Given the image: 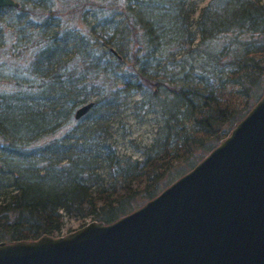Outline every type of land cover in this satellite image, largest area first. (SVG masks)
I'll use <instances>...</instances> for the list:
<instances>
[{
	"label": "trees",
	"instance_id": "obj_1",
	"mask_svg": "<svg viewBox=\"0 0 264 264\" xmlns=\"http://www.w3.org/2000/svg\"><path fill=\"white\" fill-rule=\"evenodd\" d=\"M54 1L20 0L19 7H0V25L17 28L24 17L28 24L31 17L46 16L53 11L50 4ZM80 1L75 5L82 10ZM124 1L89 0L96 18L89 25L93 23L91 30L95 34L100 35V28L105 33V49L89 45L85 50L83 37L76 45L83 65L70 64L74 57L60 63L71 53L69 29L53 28L44 36L45 26L55 25L36 24L42 30L29 66L39 84L29 89V84L20 80L16 84L21 88L14 93H0V242L61 236L64 215L109 224L133 212L194 168L263 96L262 0H211L196 21L195 0H127L122 20L104 15L123 6ZM9 11L13 14L6 25ZM79 15L69 14L71 19ZM121 25L132 30L134 43L145 53L140 58L132 55L136 58L134 70L123 88L134 87V92H142L143 87H148L159 99L163 91L173 95L168 106L161 102L162 120L153 148L143 150L140 160L122 165L116 145L108 138L99 139L102 120L94 119L90 139L95 143L84 147L80 157H54L57 146L52 144L40 153L28 154L22 145L33 141L34 133L55 130L61 120L72 116L69 105L74 108L90 101L86 91L90 80L84 71L93 75L92 85H98L100 76L117 73L122 63H128ZM1 30L0 26V39ZM253 45L256 47L250 50ZM145 57L148 60L136 67L137 60ZM151 59L157 61L153 70L144 66ZM165 60L169 63L166 67ZM53 84H61V88L49 91L48 86ZM100 86L108 93L93 101L91 111L100 104L110 111L119 88ZM145 102L143 98L141 103ZM88 114L75 120L82 121ZM103 130L107 132V128ZM9 136L15 140L9 141ZM29 136L32 137L28 139ZM21 147L23 152L11 149ZM106 167L111 172L102 174L100 168Z\"/></svg>",
	"mask_w": 264,
	"mask_h": 264
},
{
	"label": "water",
	"instance_id": "obj_2",
	"mask_svg": "<svg viewBox=\"0 0 264 264\" xmlns=\"http://www.w3.org/2000/svg\"><path fill=\"white\" fill-rule=\"evenodd\" d=\"M0 264H264V94L227 138L141 207L62 236L0 242Z\"/></svg>",
	"mask_w": 264,
	"mask_h": 264
},
{
	"label": "rangeland",
	"instance_id": "obj_3",
	"mask_svg": "<svg viewBox=\"0 0 264 264\" xmlns=\"http://www.w3.org/2000/svg\"><path fill=\"white\" fill-rule=\"evenodd\" d=\"M17 1L19 2L20 0ZM76 1L77 0H55L54 3L52 2L50 4V9L53 11L47 13L46 16L42 15L40 18H29L30 25L29 23H26V20H28L26 17L23 18L20 26L17 28L10 25H0L2 28L1 35L3 37L0 39V93H14V90L21 88L20 85L16 84V81L20 80H25V82L22 83L29 84V89L34 87L33 84H39V79H34L29 66V64L32 62L33 55L36 52V47L33 46L36 45L37 35L41 34L42 30V27L36 26L38 23L47 22L55 25H51L52 27L47 28L45 26V30H43L42 33L44 36L49 34L53 28L60 30L61 28L66 27V29L71 31L67 37V39L71 41L69 43V45L72 46L71 53L68 56L63 57V61L60 62L61 64H63L64 61L74 57L70 60V64L73 63L74 66H76L77 63L79 65H83V62H81L82 57L78 54L79 51H77L78 47L76 46L79 43L78 41L83 37L85 40L84 47L87 46L89 48L90 45L99 49H105L103 46L105 39L102 37V35L105 33H103L102 29L100 28L97 29V32H100V35L95 34L91 30L93 23H90L91 25H89V22L96 21V18L93 15V13H95L93 12L95 9H91L92 5H89V0H82L78 3L79 5L83 4V9L80 10L79 8L81 7L75 5ZM85 1H88L86 5L84 4ZM195 1H197L198 8L196 13L193 15V21H196L199 18L202 9L207 6L211 0ZM262 1L264 3V0ZM125 4H129V1L125 0L123 6H119L116 9L114 8L113 10L109 11L108 14L104 13V15L115 18L118 21L122 20L123 16L125 15ZM76 13L77 15L80 13L79 17L76 16L74 19H71L69 14L74 16ZM12 14V11L7 13L4 24H9ZM58 24L60 26L56 27ZM105 24H107L106 21ZM48 26H50V24H48ZM123 29L125 32L123 35H121V39L124 37L126 38L125 40L122 39L121 42L126 45L125 50H128L126 51L128 55L126 60L128 63H122L117 73L112 72L108 76H100L99 79L96 80L98 85H92V81H95V79L92 78L93 75H89V71H84V74L88 77L87 81L90 80L87 84L86 90L90 93V101L98 100L103 97L104 93H108L105 91L107 88L102 86L103 84L108 86L114 85V87L117 89L119 88L118 92L115 88L117 94H115V97L113 98L116 99L113 101L114 107L111 108L110 111H107L108 107L100 104L90 111L85 119L82 121H77L74 118V114L75 111L80 106H82V104H79L74 108L69 105L67 109L69 112H72V116L69 119L64 118L61 120L55 130L49 132L37 131L34 133V140L28 144L22 145L24 147V151L28 150L26 151L28 154L40 153L44 148H47L52 144L53 146H57V151L54 153V157H56L58 154L60 157H80L81 150L84 147L89 148L90 142V144L95 143L90 139L91 131H93L92 129L95 127L92 126L94 119L102 120L101 131L98 129L100 132L99 139L108 138L109 142L116 145V154H118L123 159L122 165H124V163L129 165V163L140 160L143 156V150H146L149 147L153 148L157 129L162 120L159 110L160 107H163L161 102H164L165 105L168 106V103H170L173 99V95L169 91H163L160 93L161 98L159 99V97L157 98V96L154 95L155 91L148 87H143L142 92H134V87H128L127 89L123 88L125 86V81L131 80L129 76L134 70L132 63L136 61V58H133L132 55L135 53L137 57L140 58L143 54H145L141 49L139 50V46L134 43L135 34H132V30L124 28L123 25H121L119 30L122 31ZM194 29L195 31L197 30L196 25L194 26ZM62 35L63 34H61V36ZM106 36L108 37L107 34ZM218 41L221 43L220 40ZM255 47L256 45H253L249 47V49L253 50ZM85 50H87L86 47ZM112 51L113 53H117L115 48H113ZM129 55L132 58H130ZM147 60L148 57H145L141 61L137 60L136 67L140 68V65H142L141 62L145 63ZM167 61L168 60L164 61V67L169 64ZM144 66H150L151 70H153L157 66V61L156 59H151ZM168 69L171 70L172 66L170 65ZM111 78L114 81L108 82L107 80H110ZM99 86L103 87V89L99 88ZM58 88H61V84H53L50 87L48 86V90L51 92ZM65 90L71 91L68 87H66ZM143 98L147 99L145 105L141 103ZM111 113L113 115H111ZM104 128H107V132L103 130ZM32 136H29L28 139H30ZM8 140L13 141L15 139L9 136ZM11 149H13L14 152H23L22 147L20 149ZM67 149H69L68 152H66ZM9 158H11V156H9ZM100 172L102 174H108L111 172V170L107 167L100 168ZM63 220L64 224L61 236L83 227L92 221L91 218L82 219L73 215H64Z\"/></svg>",
	"mask_w": 264,
	"mask_h": 264
}]
</instances>
